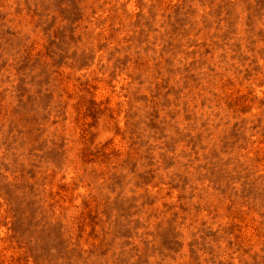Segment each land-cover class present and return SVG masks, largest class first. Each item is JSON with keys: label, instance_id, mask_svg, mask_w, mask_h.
<instances>
[{"label": "rangeland", "instance_id": "obj_1", "mask_svg": "<svg viewBox=\"0 0 264 264\" xmlns=\"http://www.w3.org/2000/svg\"><path fill=\"white\" fill-rule=\"evenodd\" d=\"M0 264H264V0H0Z\"/></svg>", "mask_w": 264, "mask_h": 264}]
</instances>
